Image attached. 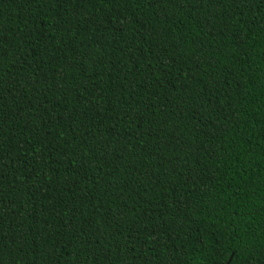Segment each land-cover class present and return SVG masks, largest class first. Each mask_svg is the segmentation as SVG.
Returning a JSON list of instances; mask_svg holds the SVG:
<instances>
[{
  "label": "trees",
  "instance_id": "1",
  "mask_svg": "<svg viewBox=\"0 0 264 264\" xmlns=\"http://www.w3.org/2000/svg\"><path fill=\"white\" fill-rule=\"evenodd\" d=\"M0 264H264V0H0Z\"/></svg>",
  "mask_w": 264,
  "mask_h": 264
}]
</instances>
